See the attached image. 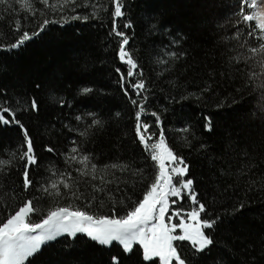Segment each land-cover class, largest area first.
I'll use <instances>...</instances> for the list:
<instances>
[{
    "label": "trees",
    "instance_id": "trees-1",
    "mask_svg": "<svg viewBox=\"0 0 264 264\" xmlns=\"http://www.w3.org/2000/svg\"><path fill=\"white\" fill-rule=\"evenodd\" d=\"M89 3L98 6L97 18L50 24L24 47L0 51V101L18 109L17 119L28 129L40 160L31 178L38 188L57 178L53 171L70 172L72 190L83 196L77 200L62 186V197H50L37 188L24 192L23 162L17 159L0 173V213L36 197L34 220L68 204H88L85 210L90 214H110L116 208L117 215H125L142 199L156 172L135 133L138 108L131 99H137L145 103L142 121L155 120V112L167 144L189 165L187 178L193 179L207 208L204 218L220 217L218 226L207 232L215 241L209 250L198 254L183 243L179 251L191 264H264V76L249 79L248 74L259 69L235 59L248 55L246 48L237 46L231 23L237 0H124L126 15L117 23L129 37L125 47L142 73L147 101L136 96L131 88L135 82L125 75L119 59L121 37L112 33L110 0ZM13 7L16 11L0 6V43L14 42L19 35L13 31L17 19L29 31L43 19L19 5ZM36 7L56 20L93 11L80 7L76 13L70 8L52 13L38 3ZM128 21L130 29L123 27ZM244 39L254 45L247 36L240 42ZM172 52L179 58L171 57ZM83 87L93 92L82 95ZM32 98L38 111L29 108ZM205 117L212 121L211 132L205 130ZM94 118L101 125L90 127ZM23 143L18 126H0V159H10L13 152L19 155L25 150ZM46 146L55 151H45ZM72 147L92 158L97 175H105L99 170L112 164L127 169L108 168L106 179L113 183L101 185L76 171L82 165L68 161ZM93 185L105 190L94 192ZM112 255H119L122 264H145L138 246L125 254L119 245L99 246L83 235L50 242L26 264H110Z\"/></svg>",
    "mask_w": 264,
    "mask_h": 264
},
{
    "label": "snow or ice",
    "instance_id": "snow-or-ice-1",
    "mask_svg": "<svg viewBox=\"0 0 264 264\" xmlns=\"http://www.w3.org/2000/svg\"><path fill=\"white\" fill-rule=\"evenodd\" d=\"M37 3L52 13H64L69 8L76 13V9L80 7H91L93 11L90 15H61L60 19L56 20L48 18L44 11L36 7ZM110 3L112 5V33L121 37L119 59L128 65L127 77H134L138 74L136 71L138 64L126 50L125 46L129 43V37L119 29L117 23L126 15V6L124 0H110ZM14 4L19 5L25 13L34 17H43V19L32 31L23 30L21 20L17 19L14 22L13 31L19 35L16 36L14 42L0 43V51H12L24 47L27 42L43 33L50 24H66L69 21H87L90 18H97L98 6L89 3V0H0V6H4L9 11H16ZM261 6H264V0H237L235 19L231 21L235 28L234 38L237 39V46L246 48L248 53V55L241 54L235 59L238 62L244 61L246 64L252 62L251 68L259 69V71H251L248 74L249 79L264 76V8ZM104 10L107 11V8ZM123 27L132 28L131 21L124 23ZM243 36L250 37L254 45L249 46L250 41L247 39L240 42ZM169 55L179 58L175 52ZM117 72H120V69H117ZM139 74L142 75V73ZM125 82L126 77L121 73L122 87ZM36 87L40 86L36 85ZM131 88L138 98L142 97V101H147V96H142V93L147 90L144 80L141 79L131 84ZM80 91L82 95H88L93 92V89L83 87ZM125 95H128L127 89H125ZM131 103L138 108L135 114L136 136L144 150L150 154L151 160L155 162L154 168L156 169L154 179L147 185L142 199L135 202L134 206L122 216L117 215L116 208H113L110 214L96 215L85 210L89 207L88 204L83 208L68 204L54 207L37 220H33L34 214L38 212L36 197L24 199L14 209L8 207L7 214L0 213V264H26L50 242H55L61 237L75 240L79 235H83L99 246L111 248L114 244L119 245L125 254L133 253L134 246H139L145 264H156L157 260L159 264H191L188 257L178 251V245L175 242H188L193 251L198 254L210 249L215 241L206 230L215 229L220 217L204 218L207 214L206 205L198 198L193 179L185 178L189 173V165L167 144L160 117L155 112L151 113L155 117L156 126L160 128L158 139L153 141L155 134L150 132L151 125L141 119L146 112L145 103H138L137 99H131ZM29 108L32 111L39 110L35 98L31 99ZM17 111L18 109L10 106L7 100L0 101V126H18L24 140L21 147L25 148L19 155L13 152L10 159H0V173L5 167L12 165L14 160L22 161V187L24 192H29L37 188L30 171L33 167L40 166V160L28 129L17 119ZM77 119H82V117H77ZM101 123L99 119L94 118L90 127L101 125ZM204 127L208 132L213 130L209 117H205ZM182 131L187 132L188 129L185 128ZM45 151L52 153L55 149L53 146H46ZM80 152V148L72 147L68 161L82 165L76 171L81 176H91L92 180L98 179L101 185L113 183L106 179L108 168L120 171L127 169L126 165L112 164L99 170L105 175H97V165L91 163L92 158L89 155H80ZM52 176L57 178L40 184L37 191L50 197H62L65 195L61 192L62 186L63 189L68 190L71 197L77 200L82 198V193L72 190L73 185L69 183L72 179L70 172L53 171ZM92 188L94 192L105 190L104 187L97 185H93ZM185 198L191 204L190 210L183 207L182 202ZM102 204L103 201H101V206ZM177 204H180V207H173ZM242 207L241 204L240 208ZM110 264H122L121 257L112 255Z\"/></svg>",
    "mask_w": 264,
    "mask_h": 264
},
{
    "label": "rangeland",
    "instance_id": "rangeland-1",
    "mask_svg": "<svg viewBox=\"0 0 264 264\" xmlns=\"http://www.w3.org/2000/svg\"><path fill=\"white\" fill-rule=\"evenodd\" d=\"M262 8H264V6H261ZM125 64V75L127 76V71H128V65L126 63ZM137 71V75H135L134 77H131L133 78V81L136 82L138 80H141V76L138 72V69L136 70ZM143 122L145 123H148L149 125H151L150 127V132L155 134L154 137H153V141H155L156 139H158V136H159V129L157 128L156 126V123H155V120L154 119H146L144 120ZM155 163V162H154ZM187 179V177H185ZM178 179V178H177ZM183 204V207L186 209V210H190L191 208V204L190 202L187 200V198H185V200L182 202ZM173 207H180V204H177V205H174ZM33 220H34V216H33ZM206 232H208V230H206ZM177 245H178V251H179V248H180V245H182L183 243H188V242H175ZM136 246H134L135 248ZM139 247V246H138Z\"/></svg>",
    "mask_w": 264,
    "mask_h": 264
}]
</instances>
